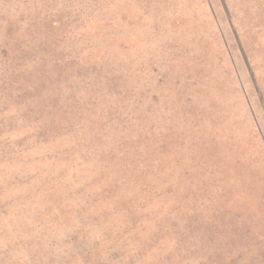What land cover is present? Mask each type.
<instances>
[{
  "label": "rangeland",
  "instance_id": "1",
  "mask_svg": "<svg viewBox=\"0 0 264 264\" xmlns=\"http://www.w3.org/2000/svg\"><path fill=\"white\" fill-rule=\"evenodd\" d=\"M0 264H264V0H0Z\"/></svg>",
  "mask_w": 264,
  "mask_h": 264
}]
</instances>
